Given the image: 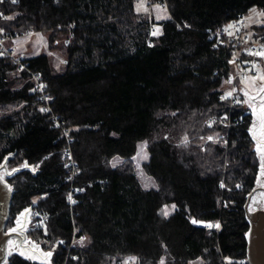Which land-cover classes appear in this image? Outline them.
Instances as JSON below:
<instances>
[{"label": "trees", "instance_id": "1", "mask_svg": "<svg viewBox=\"0 0 264 264\" xmlns=\"http://www.w3.org/2000/svg\"><path fill=\"white\" fill-rule=\"evenodd\" d=\"M252 7L264 12V0H168L169 17L151 35L134 0L0 4L6 44L42 30L66 60L58 66L45 52L24 58L47 83L48 110L28 71L0 53V164L26 165L7 177L6 225L31 207L26 234L51 252L49 263L11 253L5 264H249L244 205L260 165L253 115L243 94L232 105L219 97L232 47L207 29ZM252 29L264 36V22ZM214 115L224 122H211ZM214 133L225 141L202 148V137ZM142 143L143 170L154 181L148 188L133 161ZM72 184L83 191L71 206ZM169 204L174 209L164 215ZM73 235L84 238L72 245Z\"/></svg>", "mask_w": 264, "mask_h": 264}, {"label": "rangeland", "instance_id": "2", "mask_svg": "<svg viewBox=\"0 0 264 264\" xmlns=\"http://www.w3.org/2000/svg\"><path fill=\"white\" fill-rule=\"evenodd\" d=\"M57 2L59 0H56ZM155 1V0H154ZM154 1L152 0H134V9L135 12L141 16H146L149 21L154 24L158 30L160 31L159 21L165 20L169 17L168 9L165 7L157 6ZM6 2V1H5ZM246 24L247 31L253 33L252 26L254 24H262L264 22V12L257 7H252L247 13ZM250 18V19H249ZM157 33V34H158ZM2 35V34H0ZM48 33L44 31L38 30H25L24 32L17 34L16 36L12 37L10 42L6 44V48L11 49L18 57L24 56L27 57L30 54H38L45 52L52 57H54L55 62L58 66L63 65L66 63L65 58L63 57L60 51H56L49 47V39ZM0 47V52H1ZM257 72L255 74H250L245 77H241L236 82L235 90L239 95L243 94L242 102L249 108V111L253 115L252 125L250 127V132L253 139V147L256 150L258 158H261V162L259 165V170L257 173V188L251 197V202L249 205V210H256L257 208H264V195L261 191L264 190V112L261 111V104H264V99H262V95L260 93V89L264 88V54H262L258 58V63L256 64ZM230 89V86L227 82V87L223 91L226 93ZM247 93V95H245ZM238 95V96H239ZM236 96V95H235ZM254 97L255 99H250ZM236 98V97H235ZM237 101V100H236ZM231 104V103H230ZM215 121L221 119L224 122L225 118L221 116H216ZM210 117L211 122L212 117ZM225 135L214 133V134H207L202 137V148H204L205 143L208 141H225ZM211 137V139H209ZM186 135L183 136L182 141H185ZM188 141V138H186ZM146 145V143H142L139 145L137 154L133 157V161L135 164L136 173L138 174L141 183L144 187H153L154 181L153 179L148 176L143 170V163L148 158V152L146 146L141 151L140 146ZM146 155L147 158H143ZM113 163H119L118 160H115ZM6 164V163H5ZM1 165V164H0ZM14 169V168H13ZM13 169L8 168L7 165H3L0 168V175L4 174V180L7 181L8 175L13 172ZM167 209L168 213L174 209L173 204L166 205L164 210ZM27 210V212H25ZM21 213H24L21 216ZM31 214V207H27L22 212H20L12 225L5 227L6 232H13L11 229H16L17 235H11L7 241V250L8 253H18L21 254L31 260L43 261L46 263L50 262V256L45 255L46 253H51L50 251L44 250L41 245L36 242L34 239L27 236L26 231L29 227V223L32 218ZM44 216L40 218L43 220ZM26 234V235H25ZM197 261L194 262V264ZM2 264H5L3 262ZM111 264H133L132 258H126L124 261H116L112 262Z\"/></svg>", "mask_w": 264, "mask_h": 264}, {"label": "built area", "instance_id": "3", "mask_svg": "<svg viewBox=\"0 0 264 264\" xmlns=\"http://www.w3.org/2000/svg\"><path fill=\"white\" fill-rule=\"evenodd\" d=\"M7 0H0V4ZM13 1V0H12ZM18 0H15L17 2ZM154 3L157 6L165 7L168 9V0H155ZM246 13H240L233 19L229 20L222 26L216 28H208L207 32L210 39L215 40L219 44H230L231 45V55L227 59V63L232 67V70L228 74L227 82L230 89L226 93H219L220 98L229 97L231 105L236 102V82L239 78L245 77L250 74H255L257 72L256 64L258 63V58L264 54V36H254L253 33L247 31L246 24ZM0 17H4V13L0 10ZM178 26L180 23L176 22ZM187 26V23H183ZM160 26V25H159ZM231 26V27H230ZM158 28L151 24L150 34L156 35ZM231 33V34H230ZM6 38L0 35V47L1 55L9 57L14 63L18 64L20 69L28 71L32 80L35 83V87L38 91L39 98L45 103V107L49 110L50 106L48 103L45 88L47 83L42 79L39 72L29 70L24 62V56H17L11 49L5 46ZM231 93V95H227ZM54 123L57 127H61V123L58 118L52 115ZM216 117H212V121H215ZM229 125V123H227ZM64 156L69 158L68 165L72 169V176H74L75 164L72 159L70 148L66 149ZM83 191V187L72 184L67 195L68 203L72 206L76 203V196ZM71 197V199H69ZM200 225L204 226L206 229H219L220 225L218 223L200 222ZM211 225V226H210ZM84 238V235L77 238L73 235L71 244H75L76 240Z\"/></svg>", "mask_w": 264, "mask_h": 264}, {"label": "water", "instance_id": "4", "mask_svg": "<svg viewBox=\"0 0 264 264\" xmlns=\"http://www.w3.org/2000/svg\"><path fill=\"white\" fill-rule=\"evenodd\" d=\"M261 162V158H259ZM6 160L2 162L0 168L5 166ZM14 168L15 171L25 168ZM8 175V176H10ZM4 174L0 175V264L5 262L9 256L7 250V241L11 235H17V231L6 232L5 227L9 219L10 205L12 200V188L4 179ZM259 188L255 186L247 195L244 208L246 216L249 221L248 231V246H247V260L249 264H264V208H257L256 210H249L251 197L253 192ZM264 195V194H263ZM26 235V234H25ZM20 237V236H19Z\"/></svg>", "mask_w": 264, "mask_h": 264}, {"label": "snow or ice", "instance_id": "5", "mask_svg": "<svg viewBox=\"0 0 264 264\" xmlns=\"http://www.w3.org/2000/svg\"><path fill=\"white\" fill-rule=\"evenodd\" d=\"M13 2H15V0H13ZM250 19V18H249ZM231 27V26H230ZM231 34V33H230ZM262 79H264V77H262ZM260 93L261 94H264V88H261L260 89ZM227 95H231V93H228ZM245 95H247V93H245ZM250 99H255L254 97H251ZM262 99H264V95H262ZM261 111L264 112V104H261ZM209 139H211V137H209ZM186 142V138H185V141ZM146 145H141L140 148H141V151H143V148L145 147ZM143 158H147L146 155L143 157ZM26 166V165H25ZM69 199H71V197H69ZM25 212H27V210H25ZM24 213H21V216H23ZM164 215H168V211L167 209L164 210ZM193 223H196V221H193ZM211 226V225H210ZM16 229H11V231H15ZM45 255L47 256H50L51 253H46ZM132 259H135V258H132ZM161 264H163V261H161Z\"/></svg>", "mask_w": 264, "mask_h": 264}, {"label": "flooded vegetation", "instance_id": "6", "mask_svg": "<svg viewBox=\"0 0 264 264\" xmlns=\"http://www.w3.org/2000/svg\"><path fill=\"white\" fill-rule=\"evenodd\" d=\"M261 193H263V194H264V190H263V191H261Z\"/></svg>", "mask_w": 264, "mask_h": 264}]
</instances>
